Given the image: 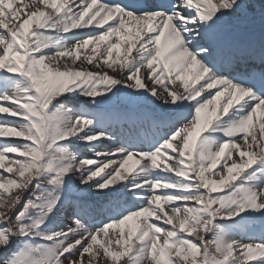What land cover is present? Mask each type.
I'll return each mask as SVG.
<instances>
[{"label": "snow or ice", "instance_id": "snow-or-ice-1", "mask_svg": "<svg viewBox=\"0 0 264 264\" xmlns=\"http://www.w3.org/2000/svg\"><path fill=\"white\" fill-rule=\"evenodd\" d=\"M264 0H0V264H264Z\"/></svg>", "mask_w": 264, "mask_h": 264}, {"label": "rangeland", "instance_id": "rangeland-1", "mask_svg": "<svg viewBox=\"0 0 264 264\" xmlns=\"http://www.w3.org/2000/svg\"><path fill=\"white\" fill-rule=\"evenodd\" d=\"M254 224H255V223H254ZM254 224H252V226H253Z\"/></svg>", "mask_w": 264, "mask_h": 264}]
</instances>
